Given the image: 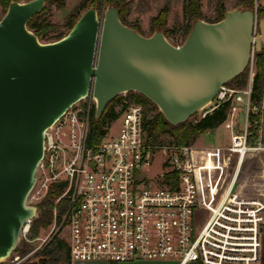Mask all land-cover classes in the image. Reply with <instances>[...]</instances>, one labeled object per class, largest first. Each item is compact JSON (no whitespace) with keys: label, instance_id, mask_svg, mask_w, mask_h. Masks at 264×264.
<instances>
[{"label":"built area","instance_id":"2783aa9c","mask_svg":"<svg viewBox=\"0 0 264 264\" xmlns=\"http://www.w3.org/2000/svg\"><path fill=\"white\" fill-rule=\"evenodd\" d=\"M254 57L253 45L245 86H221L201 117L228 104L220 124L229 131L228 145L150 144L144 106L128 93L114 98L113 117L92 136L91 88L46 129L34 186L45 195L60 192L52 223L69 230V264H260L264 198L245 195L238 185L245 160L264 152V96L261 102L253 96Z\"/></svg>","mask_w":264,"mask_h":264},{"label":"water","instance_id":"95a60500","mask_svg":"<svg viewBox=\"0 0 264 264\" xmlns=\"http://www.w3.org/2000/svg\"><path fill=\"white\" fill-rule=\"evenodd\" d=\"M45 5L12 0L0 18V260L40 212L27 200L44 157V132L90 88L95 120L111 100L132 91L175 127L247 69L253 45L255 54L264 51V16L254 6L228 9L216 22L195 18L175 45L160 28L145 36L124 24L116 5L102 19L89 6L63 37L43 42L27 23Z\"/></svg>","mask_w":264,"mask_h":264},{"label":"rangeland","instance_id":"374dc122","mask_svg":"<svg viewBox=\"0 0 264 264\" xmlns=\"http://www.w3.org/2000/svg\"><path fill=\"white\" fill-rule=\"evenodd\" d=\"M25 1V0H21ZM86 1L88 6H91V0H63L64 7H57L55 4L51 3L47 5V10L43 14V17L49 19V21L57 24V29L55 32H51L49 35L54 37L55 35L66 32L65 23L72 15H76L77 9L79 15L87 8H79L82 2ZM220 0H200L201 8L200 12L203 20L211 22L217 17L216 8ZM226 10L233 9L238 6H250L245 4H240L239 0H222ZM255 6L256 1L252 0ZM129 7L127 13L124 15L125 24L135 28L142 35L149 36L152 34V20L158 15L160 9L164 6L169 8L167 14L166 23L162 30H168L167 38L168 40L175 44L180 45L184 41L185 30L188 24L186 18H184L183 5L184 0H128ZM251 5V6H253ZM258 7H264V0H258ZM107 5H101L98 10L100 19H102ZM78 15V16H79ZM254 66L257 71V59L254 57ZM247 70V69H246ZM244 73V72H243ZM247 72L244 73L241 80H231L229 82L230 86L236 88H243L246 83ZM129 93V92H128ZM129 95V94H127ZM136 99L144 106L147 117H150L159 109L154 107V104L146 102L139 95H135ZM213 107V104H208L203 109L191 116L187 121L195 123L205 112H208ZM145 116V115H144ZM241 120V119H240ZM115 130V127L113 128ZM162 143L175 142L174 137L171 133H161L159 135ZM229 139V131L223 126H218L216 130L212 132L211 135H204L201 133H196L194 137L189 140L194 142L192 145L195 147H209V146H225L224 141ZM262 157V158H261ZM156 168V167H155ZM239 189L245 195H251L254 197L264 198V153H261L252 158H247L244 165L242 166L239 178H238ZM39 186V185H38ZM37 185L32 189L29 197L28 203L40 207V212L42 211V206L40 202L47 197L44 193V189L39 190ZM203 214H198L199 218H203ZM37 217V218H38ZM36 219V218H34ZM33 221L31 222V224ZM261 247H260V264H264V225L261 227ZM58 240L63 241L68 247V260L65 255H61V259L57 264H69V230L65 225H57L54 227L53 223L41 227L36 236H31L29 231L22 232V235L18 241L15 250L10 254L9 257L0 260V264H37L41 263L39 259L44 256L46 247H51L52 244ZM48 249V248H47ZM148 261H159L148 264H177L176 259H163V260H148ZM163 261V262H160ZM43 264V263H42ZM98 264H104L99 262Z\"/></svg>","mask_w":264,"mask_h":264},{"label":"trees","instance_id":"16d2710c","mask_svg":"<svg viewBox=\"0 0 264 264\" xmlns=\"http://www.w3.org/2000/svg\"><path fill=\"white\" fill-rule=\"evenodd\" d=\"M11 0H3L4 5V13L7 10L8 4ZM15 1H21V0H15ZM28 1V0H25ZM92 4L97 9L103 4V5H116L119 9V17L120 20L125 24L124 15L128 11L129 2L127 0H91ZM240 4L245 5H253L252 0H239ZM258 2V0H257ZM55 4L57 7H64L63 0H46L45 7L36 15H34L27 23V27L32 30L40 41L43 42H50L55 41L63 37L73 26L77 18L80 16L78 9L76 15L70 16V18L65 23V27L67 29L66 32H61L54 37L50 36L49 34L52 32H55L57 29V24L49 21L48 18L43 17V14L47 10L48 4ZM88 6L87 2L84 1L80 4L79 8H86ZM254 6V5H253ZM88 8V7H87ZM201 8V2L200 0H184L183 5V13L184 18L187 19L188 24L186 26L185 30V37L188 35L189 31L191 30V22L195 18L204 19L200 12ZM169 8L167 6H164L160 9L157 16H155L152 20V32L157 29H163L166 23V17L168 14ZM226 11V8L224 6V3L222 0H220L217 4L216 13L217 17L215 20L211 22H216L223 18V15ZM257 14L264 16V7H258L257 8ZM79 15V16H78ZM168 30H165V35L167 36ZM257 59V71L254 78V86H253V96L256 98L259 102L263 99L264 96V51L261 54H255ZM247 70L244 71L246 73ZM244 73L241 75L235 77L233 80L239 81L243 77ZM229 84V82H228ZM129 98L131 100H135L137 102H140L138 99H136V94L142 97L146 102L151 103L146 97L141 95L137 92L130 91L128 93ZM115 99L111 100L108 105L106 106L101 118L99 120H95V118H92L91 122V134L92 136H100L103 131L101 130L102 126L105 124V121L108 118L113 117L114 113L113 110H110L113 102ZM152 104V103H151ZM156 108V106L154 105ZM228 104H222L217 109H215L211 114L206 115L205 117L201 118L195 123L186 121L183 124H180L178 126H171L169 125L162 117L161 113L157 111L150 117H147L145 114L144 116V129L147 134V140L150 144H157L162 143V141L159 138V135L161 133H171L174 137L175 141L179 145H187L189 144V140L191 137H194L196 133L204 132L207 129H215L217 128L226 118L227 112H228ZM111 111V112H109ZM60 192H49L47 194V197L44 198L40 205L42 206V211L38 218L33 220V223L30 226V234L31 236H36L39 229L42 227H45L52 223L53 221V207H54V199L59 195ZM48 248V249H47ZM45 254L43 258H45L44 261L41 263L43 264H57L59 260L61 259V255H65L66 259L68 260V247L67 244H65L63 241L58 240L54 244L51 245V247L45 248Z\"/></svg>","mask_w":264,"mask_h":264},{"label":"crops","instance_id":"0c3cea01","mask_svg":"<svg viewBox=\"0 0 264 264\" xmlns=\"http://www.w3.org/2000/svg\"><path fill=\"white\" fill-rule=\"evenodd\" d=\"M128 1V0H127ZM163 8V7H162ZM169 12V10H168ZM167 18V17H166ZM164 31V30H163ZM229 143V139L224 141V144L223 145H228ZM264 153V152H263ZM262 158V157H261ZM209 165V163H208ZM156 263V262H159V261H148V260H145V261H138V262H131V263H120V264H148V263ZM160 262H163V261H160ZM90 264H98V263H90ZM104 264H112V263H104Z\"/></svg>","mask_w":264,"mask_h":264}]
</instances>
